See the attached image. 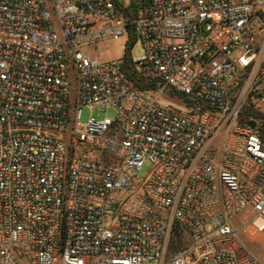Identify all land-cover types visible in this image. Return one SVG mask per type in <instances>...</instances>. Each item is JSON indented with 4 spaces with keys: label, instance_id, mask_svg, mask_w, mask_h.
Masks as SVG:
<instances>
[{
    "label": "built area",
    "instance_id": "obj_1",
    "mask_svg": "<svg viewBox=\"0 0 264 264\" xmlns=\"http://www.w3.org/2000/svg\"><path fill=\"white\" fill-rule=\"evenodd\" d=\"M130 29L144 88L90 50ZM255 244L264 0H0V264H264Z\"/></svg>",
    "mask_w": 264,
    "mask_h": 264
},
{
    "label": "rangeland",
    "instance_id": "obj_2",
    "mask_svg": "<svg viewBox=\"0 0 264 264\" xmlns=\"http://www.w3.org/2000/svg\"><path fill=\"white\" fill-rule=\"evenodd\" d=\"M129 0H121L123 3H127ZM128 37L126 35L118 38L117 40L103 42L94 47L90 50L94 57L98 58L99 60H113V59H120L123 58L126 48V43L128 41ZM143 53V49L139 43L135 44V48L132 51L133 56H140ZM160 102L164 104L170 105H178L180 107H185L186 105L184 102L181 101L180 95L172 96L170 93L165 92L160 96ZM117 117L116 110L112 107H109L106 110L100 109H91L85 107L82 109L80 120L82 123H87L91 118L95 120H104L110 119L111 121H115ZM151 169L150 163H145L142 167L139 177L146 178L148 175V171ZM137 180V179H135ZM254 249L261 252L264 251V247L261 244L253 245Z\"/></svg>",
    "mask_w": 264,
    "mask_h": 264
},
{
    "label": "trees",
    "instance_id": "obj_3",
    "mask_svg": "<svg viewBox=\"0 0 264 264\" xmlns=\"http://www.w3.org/2000/svg\"><path fill=\"white\" fill-rule=\"evenodd\" d=\"M135 42H136L135 34L133 33L132 29H130L128 41L126 43L125 53L123 56L124 60H125L124 68H125L127 74L130 76V78L136 83V85L141 87V88H144V83L139 78H137L135 76V70L129 64L130 50H131V47L134 45ZM178 243L179 242L174 243V240H173V244L171 247L173 249H177Z\"/></svg>",
    "mask_w": 264,
    "mask_h": 264
},
{
    "label": "water",
    "instance_id": "obj_4",
    "mask_svg": "<svg viewBox=\"0 0 264 264\" xmlns=\"http://www.w3.org/2000/svg\"><path fill=\"white\" fill-rule=\"evenodd\" d=\"M251 126H252V127H254V126H255V124H251Z\"/></svg>",
    "mask_w": 264,
    "mask_h": 264
}]
</instances>
